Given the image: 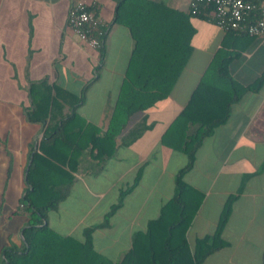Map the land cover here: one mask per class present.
Returning <instances> with one entry per match:
<instances>
[{
  "label": "crops",
  "instance_id": "0c3cea01",
  "mask_svg": "<svg viewBox=\"0 0 264 264\" xmlns=\"http://www.w3.org/2000/svg\"><path fill=\"white\" fill-rule=\"evenodd\" d=\"M149 1L190 13L191 0ZM255 1L264 8V0ZM85 2L101 22L102 59L98 48L69 29L71 0H0V262L3 248L23 243L29 214L20 199L45 134L71 114L81 94L75 111L100 133L108 130L116 106L133 40L113 22V0ZM190 15L192 51L170 96L129 118L112 158L99 163L86 149L75 171L63 167L73 183L46 223L82 239L84 229L103 224L125 192L108 224L92 232L94 249L120 261L134 233L145 231L173 197L175 176L204 127L226 117L201 141L183 178L201 195L186 239L192 249L196 239L213 235L229 203L221 230L226 246L203 264H264V84L247 90L264 73V36L227 32L205 16ZM138 125L145 127L138 138L123 145Z\"/></svg>",
  "mask_w": 264,
  "mask_h": 264
},
{
  "label": "trees",
  "instance_id": "16d2710c",
  "mask_svg": "<svg viewBox=\"0 0 264 264\" xmlns=\"http://www.w3.org/2000/svg\"><path fill=\"white\" fill-rule=\"evenodd\" d=\"M113 1V22L128 29L133 50L108 130L100 133L96 127L85 124L75 111L83 94L75 97L71 114L50 128L40 142L39 152L31 158L26 175L28 188L20 199V207L29 214L22 231L23 243L21 247L3 248L0 264H203L207 257L226 246L221 230L230 212L229 203L223 208L215 233L196 239L190 248L186 232L201 195L183 180L201 141L226 117L214 119L204 127L199 141L187 155L186 164L175 176L173 197L161 207L159 216L147 223L145 231L134 233L131 247L120 261L115 262L94 249L92 232L108 224L125 192L105 214L103 224L84 229L82 239L61 235L46 223L49 212L67 198L73 183V176L63 167L75 171L79 156L86 149L99 163L112 158L117 136L129 118L170 96L192 51L191 13L149 0ZM247 1L259 6L255 0ZM208 13V9L204 10L200 16L207 17ZM103 39L104 35L99 40L100 59L104 54ZM263 84L264 73L247 90L257 92ZM27 116L32 120V114ZM144 128L138 125L130 130L122 144L129 145Z\"/></svg>",
  "mask_w": 264,
  "mask_h": 264
},
{
  "label": "built area",
  "instance_id": "2783aa9c",
  "mask_svg": "<svg viewBox=\"0 0 264 264\" xmlns=\"http://www.w3.org/2000/svg\"><path fill=\"white\" fill-rule=\"evenodd\" d=\"M208 9L207 18L227 32L248 37L264 36V8L247 0H191L189 11L198 16ZM67 25L79 40L92 49L99 47L103 35L100 19L85 0H71Z\"/></svg>",
  "mask_w": 264,
  "mask_h": 264
},
{
  "label": "rangeland",
  "instance_id": "374dc122",
  "mask_svg": "<svg viewBox=\"0 0 264 264\" xmlns=\"http://www.w3.org/2000/svg\"><path fill=\"white\" fill-rule=\"evenodd\" d=\"M135 115H137V114H135ZM135 115L131 118L132 120L134 119V117H135ZM131 122H129V124H130ZM1 239V238H0Z\"/></svg>",
  "mask_w": 264,
  "mask_h": 264
}]
</instances>
